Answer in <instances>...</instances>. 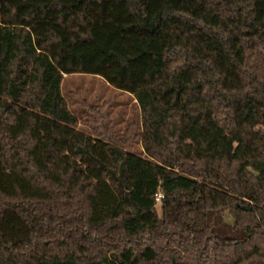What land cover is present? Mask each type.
Wrapping results in <instances>:
<instances>
[{
	"label": "trees",
	"instance_id": "1",
	"mask_svg": "<svg viewBox=\"0 0 264 264\" xmlns=\"http://www.w3.org/2000/svg\"><path fill=\"white\" fill-rule=\"evenodd\" d=\"M0 264H264V0H0Z\"/></svg>",
	"mask_w": 264,
	"mask_h": 264
},
{
	"label": "rangeland",
	"instance_id": "2",
	"mask_svg": "<svg viewBox=\"0 0 264 264\" xmlns=\"http://www.w3.org/2000/svg\"><path fill=\"white\" fill-rule=\"evenodd\" d=\"M62 93L70 110L79 118L78 128L89 133L90 127L85 123L89 117V108H102L105 111L106 120L116 136H121L125 131L127 122H136L139 137L134 139L124 148L137 154L145 155L142 144V118L137 100L132 94L113 87L103 77L86 73L66 74ZM157 209L162 213L161 203ZM219 214L215 218H218ZM220 225L225 228L227 224L233 225V215L224 210L221 213Z\"/></svg>",
	"mask_w": 264,
	"mask_h": 264
},
{
	"label": "built area",
	"instance_id": "3",
	"mask_svg": "<svg viewBox=\"0 0 264 264\" xmlns=\"http://www.w3.org/2000/svg\"><path fill=\"white\" fill-rule=\"evenodd\" d=\"M164 197V195L163 194H159L158 196H157V200H161V198H163Z\"/></svg>",
	"mask_w": 264,
	"mask_h": 264
}]
</instances>
